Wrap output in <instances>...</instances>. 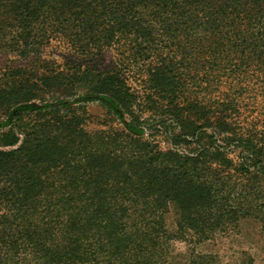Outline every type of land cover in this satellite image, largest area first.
Segmentation results:
<instances>
[{"label": "trees", "instance_id": "16d2710c", "mask_svg": "<svg viewBox=\"0 0 264 264\" xmlns=\"http://www.w3.org/2000/svg\"><path fill=\"white\" fill-rule=\"evenodd\" d=\"M0 55L26 63L0 71V264H217L198 248L264 234V0H0Z\"/></svg>", "mask_w": 264, "mask_h": 264}, {"label": "rangeland", "instance_id": "374dc122", "mask_svg": "<svg viewBox=\"0 0 264 264\" xmlns=\"http://www.w3.org/2000/svg\"><path fill=\"white\" fill-rule=\"evenodd\" d=\"M51 47L45 49L42 55L44 59L49 58V54H53L56 60L62 61V58L68 55L66 50L63 51L62 48V50L58 49L56 52L54 49L52 51L53 47ZM9 58L11 57L0 55V71L6 66H26V63ZM116 58L117 54L114 50H107L101 57L96 59L95 65L100 70L110 69L113 67ZM86 111L92 117L90 125L97 127L95 117L100 112L99 107L96 104H87ZM257 226L252 221L244 222L237 232L228 237L218 238L215 241L204 244L198 248V251L217 256L219 259L217 264H239L242 253L249 255L253 259L254 264H264V234ZM175 249L174 255L184 252L185 248L178 244Z\"/></svg>", "mask_w": 264, "mask_h": 264}]
</instances>
